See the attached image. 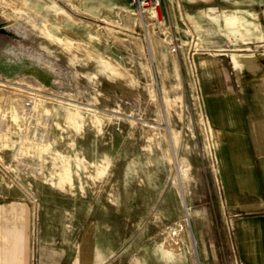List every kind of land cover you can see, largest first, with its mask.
<instances>
[{"label": "rangeland", "instance_id": "374dc122", "mask_svg": "<svg viewBox=\"0 0 264 264\" xmlns=\"http://www.w3.org/2000/svg\"><path fill=\"white\" fill-rule=\"evenodd\" d=\"M0 22V202L23 189L55 244L93 225L105 264H195L192 211L216 201L179 6L0 0Z\"/></svg>", "mask_w": 264, "mask_h": 264}, {"label": "crops", "instance_id": "0c3cea01", "mask_svg": "<svg viewBox=\"0 0 264 264\" xmlns=\"http://www.w3.org/2000/svg\"><path fill=\"white\" fill-rule=\"evenodd\" d=\"M160 4L179 6L190 30L188 53L212 158L216 205L192 211L190 255L195 264H264V0ZM183 62L188 69L189 59ZM0 186L9 189L4 175ZM13 192L4 197L16 198L0 202V264L107 262L93 225L55 244L42 237L37 207L23 200L24 190Z\"/></svg>", "mask_w": 264, "mask_h": 264}, {"label": "bare ground", "instance_id": "6f19581e", "mask_svg": "<svg viewBox=\"0 0 264 264\" xmlns=\"http://www.w3.org/2000/svg\"><path fill=\"white\" fill-rule=\"evenodd\" d=\"M6 110L10 107V105L9 104H7L6 105ZM63 161V160H62ZM68 163V162H67ZM66 163V164H67ZM63 165V164H62ZM67 166V165H66ZM64 167V166H63ZM68 167V166H67ZM67 169H69V168H67ZM67 169H65V170H67ZM54 171H55V169H54ZM69 171V170H68ZM67 171V172H68ZM67 172H65V171H61L60 173H59V182H58V187L61 189V190H63L64 192H69L70 191V189H71V182H70V179H69V177H68V174H67ZM104 173V172H103ZM101 175V174H100ZM70 176V175H69ZM36 178L38 179V180H40L41 179V174H39V175H37L36 176Z\"/></svg>", "mask_w": 264, "mask_h": 264}, {"label": "built area", "instance_id": "2783aa9c", "mask_svg": "<svg viewBox=\"0 0 264 264\" xmlns=\"http://www.w3.org/2000/svg\"><path fill=\"white\" fill-rule=\"evenodd\" d=\"M131 5H135L139 10L149 7L156 9L160 6V0H131Z\"/></svg>", "mask_w": 264, "mask_h": 264}, {"label": "water", "instance_id": "95a60500", "mask_svg": "<svg viewBox=\"0 0 264 264\" xmlns=\"http://www.w3.org/2000/svg\"><path fill=\"white\" fill-rule=\"evenodd\" d=\"M3 25H4V23L3 22H0V31H2Z\"/></svg>", "mask_w": 264, "mask_h": 264}]
</instances>
